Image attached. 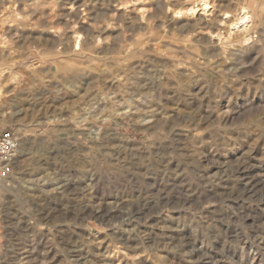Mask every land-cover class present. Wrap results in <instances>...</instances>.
Wrapping results in <instances>:
<instances>
[{
	"label": "rangeland",
	"instance_id": "1",
	"mask_svg": "<svg viewBox=\"0 0 264 264\" xmlns=\"http://www.w3.org/2000/svg\"><path fill=\"white\" fill-rule=\"evenodd\" d=\"M200 1L0 0V264H264V0Z\"/></svg>",
	"mask_w": 264,
	"mask_h": 264
},
{
	"label": "built area",
	"instance_id": "2",
	"mask_svg": "<svg viewBox=\"0 0 264 264\" xmlns=\"http://www.w3.org/2000/svg\"><path fill=\"white\" fill-rule=\"evenodd\" d=\"M20 146V135L12 129H0V180L11 178Z\"/></svg>",
	"mask_w": 264,
	"mask_h": 264
},
{
	"label": "bare ground",
	"instance_id": "3",
	"mask_svg": "<svg viewBox=\"0 0 264 264\" xmlns=\"http://www.w3.org/2000/svg\"><path fill=\"white\" fill-rule=\"evenodd\" d=\"M200 3L203 5V6H205L206 7V2H205V0L204 1H200ZM199 4V3H198ZM199 8V7H198ZM194 9H190L189 11H186V13L187 14H189L190 13V15H191V12L193 11ZM242 12V14L240 13H238L239 15H237V17H234L235 18V22H233V24L232 25H238V26H241L242 27V29L244 28H246L247 27V25L249 24V22H248V16L246 15V13H244L243 12V9L241 10ZM194 13V12H193ZM231 25V26H232ZM193 29V28H192ZM78 38H79V36H77V37H75V46H76V48H75V50L76 49H79L80 48V42L78 41ZM244 39H246V38H244ZM205 46H206V44H205ZM83 52H77V55H83L82 54ZM82 57V56H81ZM84 58V57H83ZM88 58H90V57H87V59ZM90 59H92V58H90ZM115 58H112V60H114ZM167 72V71H166ZM173 72V71H172ZM172 72L171 73H165V76H167V78H171V79H175L176 77V75L174 76L173 74H172ZM175 74V73H174ZM151 85H152V83L150 82V78H149V76L148 77H145L143 80H142V82H141V86L140 87H138L139 86V80L136 78V77H134L133 78V76L132 77H127V76H125L124 75V78H123V81L121 82H119V86L120 87H122L123 88V92H127L128 91V89L130 88V89H132L133 91H134V93H135V95L134 96H136L137 98H139V99H141L142 100V98H145V93H143V90L144 89H148V88H150L151 87ZM159 86H162V83H160L159 84ZM130 91V90H129ZM131 93V92H130ZM129 94V93H128ZM131 96V95H130ZM164 96H167V95H164ZM176 96V95H175ZM132 97V96H131ZM135 97V98H136Z\"/></svg>",
	"mask_w": 264,
	"mask_h": 264
}]
</instances>
